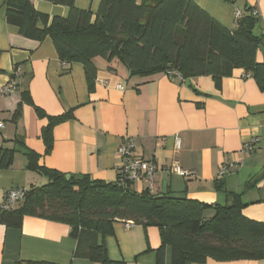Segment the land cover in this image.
<instances>
[{
	"label": "crops",
	"instance_id": "1",
	"mask_svg": "<svg viewBox=\"0 0 264 264\" xmlns=\"http://www.w3.org/2000/svg\"><path fill=\"white\" fill-rule=\"evenodd\" d=\"M100 1L74 0V5L95 14ZM191 1L228 31L250 8L256 19L253 33L261 38L255 59L264 64V0ZM31 3L49 17L68 13L67 7L47 0ZM5 11L0 0V147L18 151L10 167L0 169V204L10 189L29 191L47 181L27 169L15 139L39 155L41 166L104 183H118L117 148L130 140L133 156L157 167L151 193L221 207L232 194H241L243 217L264 223V92L249 74L234 69L216 88L210 76H130L117 59L97 56L92 59L96 70L90 87L81 64L62 63L49 37L41 42L22 37L6 23ZM16 69L17 86L5 92ZM23 92L46 116L69 115L53 128L49 153L41 138L47 119L38 118L32 105L22 104ZM20 104L19 118L10 121ZM252 138L258 140L256 147L244 151ZM173 163L192 175L172 172ZM225 166L229 167L220 175ZM131 184L137 192L148 188L142 181ZM212 214L204 213L208 218ZM69 233L67 225L39 217H24L19 228L0 222V264H97L74 257L76 241ZM103 241L112 262L172 264L171 246L161 248L156 227L116 221ZM202 264H264V259L207 258Z\"/></svg>",
	"mask_w": 264,
	"mask_h": 264
},
{
	"label": "trees",
	"instance_id": "2",
	"mask_svg": "<svg viewBox=\"0 0 264 264\" xmlns=\"http://www.w3.org/2000/svg\"><path fill=\"white\" fill-rule=\"evenodd\" d=\"M47 1L67 7V16L41 14L31 0H4L6 23L27 39L41 42L49 37L62 63L83 66L90 87L96 70L92 59L98 56L117 59L130 76H169V71L182 79L210 76L216 88L234 69H242L264 92V64L255 59L261 38L253 33L256 19L250 8L228 31L191 0H101L95 14L77 9L74 0ZM19 73L14 70L6 85L16 88ZM23 103L33 106L27 92L22 93ZM22 104L10 121L19 118ZM33 107L38 118L47 119L41 138L49 153L53 128L69 115L46 116ZM13 143L22 148L27 169L43 175L47 183L27 190L17 207L0 209L4 226L19 228L26 216L65 224L76 241L74 257L97 264H120L108 259L103 241L116 221L156 227L161 248L171 246L172 264H202L207 258L264 259V223L243 217L241 194H232L221 207L147 188L137 192L131 183H104L87 176L66 179L41 166L39 155L20 140ZM15 151L0 147V169L10 167ZM208 210L213 211L210 218L204 215Z\"/></svg>",
	"mask_w": 264,
	"mask_h": 264
},
{
	"label": "built area",
	"instance_id": "3",
	"mask_svg": "<svg viewBox=\"0 0 264 264\" xmlns=\"http://www.w3.org/2000/svg\"><path fill=\"white\" fill-rule=\"evenodd\" d=\"M256 13L253 12V15ZM241 16V12H236L235 17L238 19ZM170 77H176L180 79V76L173 71H169L167 73ZM119 87V86H118ZM121 88V87H119ZM13 84H8L5 86L4 91L10 92L14 90ZM3 125L0 124V128H2ZM258 140L256 138H252L246 145L243 146L244 151H252L257 145ZM175 147L178 148V140H175ZM133 150H134V144L130 140L123 141L117 148V153L121 160V166L118 169V184L125 185L128 183H134L142 181L144 183H147L148 188L151 186L153 177L157 171L156 165L153 163V161H145L138 158H135L133 156ZM231 167V165H229ZM227 166V167H229ZM227 167H223L220 175H222ZM171 171L174 173L179 174L180 176H190L192 173L186 172L180 169L177 163H173L171 167ZM26 190L24 188H13L10 189L3 201L0 204V209H11L14 208L16 205H18L20 202H22L24 196H25Z\"/></svg>",
	"mask_w": 264,
	"mask_h": 264
},
{
	"label": "rangeland",
	"instance_id": "4",
	"mask_svg": "<svg viewBox=\"0 0 264 264\" xmlns=\"http://www.w3.org/2000/svg\"><path fill=\"white\" fill-rule=\"evenodd\" d=\"M43 180H44V179H43ZM44 182L47 183V181H44ZM45 183H44V184H45ZM44 184H41V185H44ZM134 190H135V189H134Z\"/></svg>",
	"mask_w": 264,
	"mask_h": 264
},
{
	"label": "water",
	"instance_id": "5",
	"mask_svg": "<svg viewBox=\"0 0 264 264\" xmlns=\"http://www.w3.org/2000/svg\"><path fill=\"white\" fill-rule=\"evenodd\" d=\"M69 178V176H66V179H68Z\"/></svg>",
	"mask_w": 264,
	"mask_h": 264
}]
</instances>
